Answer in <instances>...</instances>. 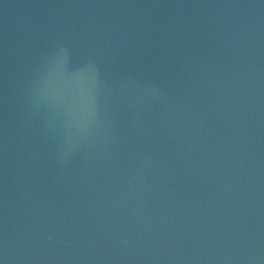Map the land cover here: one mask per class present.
<instances>
[{
	"label": "water",
	"instance_id": "95a60500",
	"mask_svg": "<svg viewBox=\"0 0 264 264\" xmlns=\"http://www.w3.org/2000/svg\"><path fill=\"white\" fill-rule=\"evenodd\" d=\"M101 75L58 158L34 88L58 44ZM264 264L262 0H0V258Z\"/></svg>",
	"mask_w": 264,
	"mask_h": 264
},
{
	"label": "clouds",
	"instance_id": "9594fccd",
	"mask_svg": "<svg viewBox=\"0 0 264 264\" xmlns=\"http://www.w3.org/2000/svg\"><path fill=\"white\" fill-rule=\"evenodd\" d=\"M71 55L69 46L58 44L47 57L44 75L34 88L37 102L58 113V126L64 133L58 158L67 156L79 139L100 130V69L92 59L72 66ZM4 262L7 264L6 257Z\"/></svg>",
	"mask_w": 264,
	"mask_h": 264
},
{
	"label": "snow or ice",
	"instance_id": "6c2138e0",
	"mask_svg": "<svg viewBox=\"0 0 264 264\" xmlns=\"http://www.w3.org/2000/svg\"><path fill=\"white\" fill-rule=\"evenodd\" d=\"M262 2H264V0H262ZM0 264H5L4 259L0 258Z\"/></svg>",
	"mask_w": 264,
	"mask_h": 264
}]
</instances>
